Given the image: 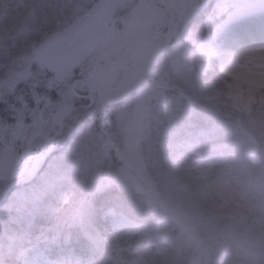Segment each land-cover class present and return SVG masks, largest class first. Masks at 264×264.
Wrapping results in <instances>:
<instances>
[{
  "label": "rangeland",
  "instance_id": "obj_1",
  "mask_svg": "<svg viewBox=\"0 0 264 264\" xmlns=\"http://www.w3.org/2000/svg\"><path fill=\"white\" fill-rule=\"evenodd\" d=\"M7 1L0 0V54L9 56L13 48L7 46L8 42L15 43L21 35L42 33L46 36L47 30L54 27L49 31L51 45L47 43V53L51 59L57 56L64 78L62 83L70 84L69 91L77 98H82L79 92L84 81L112 60H107L110 56L128 55L130 61L140 58L151 47L167 39L173 25L176 27L170 52L154 71L149 89L152 95L141 94L113 112L116 120L113 131L116 142L113 144L118 157L110 158L109 145L100 142L91 127L75 145L78 154L75 152L68 157H74V164L80 166L89 162L87 157L93 156V168L83 170L85 178L78 180L76 168L69 169L61 162L49 177L46 176L44 191L38 189L44 194L56 193L60 187L70 184L74 189L66 203L59 201L61 206L56 211L51 204L45 207L47 211L53 210L50 218L54 220V226L43 232L36 223L44 203V196L36 189L18 191L9 203H4L7 197L0 196V264H45L43 247L37 245L68 243L71 231H83L80 228L94 209V200L100 202L108 197L119 201L128 199L132 205L137 204L132 198L146 203L147 232L142 234V242L150 244L155 238H164L166 251L174 247V262L180 263L185 254L188 258L193 253L195 259L190 264H264V149L261 148L264 135L232 126L228 130L219 124L217 117L223 102L218 96L210 95V91L201 94L195 79L217 70L230 79L227 87H231L232 82H244L264 89V51H251L255 43L247 42L244 37L247 35L240 31V25L225 30L231 31L230 38L222 29L241 5L264 0H11L16 10L12 16H7L4 11L6 6L1 7ZM171 7L175 9V18L171 16ZM78 18L80 25L74 35L70 30L74 25H70ZM167 18L164 30L140 40ZM197 21L205 27V34L200 35V25L192 27ZM71 38L74 41L69 43ZM82 38L84 40L76 50V44ZM30 66L31 60L25 56L14 57L13 64L0 63V99H8L20 84L29 80ZM117 78L110 79L115 82ZM180 87L184 90L196 88L197 91H189V102H182L180 95L160 94L162 89ZM157 96L160 99H156ZM68 100L69 105H73L70 96L62 102L68 104ZM84 100L88 101V98ZM33 114L36 119L37 112ZM199 121L204 123L199 124ZM38 122L34 130L41 132L57 130L58 133L63 125L53 119L51 113L40 117ZM3 123L5 121H0ZM102 124L109 125L110 121ZM183 134L187 145L201 147L203 154L222 148L219 137L233 142L238 161L236 169L227 178L237 173L240 186L238 191L225 194L222 208L209 212L198 210L188 202L185 204L179 198L183 197L179 180L174 179L172 173L167 177L162 174L163 163L170 164L168 158L160 159L164 157L165 140H174ZM44 146L45 142L35 154ZM10 151L3 152L0 171L5 162L18 161L19 153ZM83 155L84 159L78 160ZM26 161L18 170L26 165ZM44 163L38 158L34 172H39ZM199 176L196 174V179ZM22 178L16 179L18 186H22ZM88 196L94 199H89L90 207L84 202ZM109 216L118 231L137 233L140 229L138 223L127 216H117L113 210ZM150 217L158 223H153ZM33 237L38 243L28 247L35 243ZM51 264L55 262L51 261Z\"/></svg>",
  "mask_w": 264,
  "mask_h": 264
},
{
  "label": "trees",
  "instance_id": "obj_2",
  "mask_svg": "<svg viewBox=\"0 0 264 264\" xmlns=\"http://www.w3.org/2000/svg\"><path fill=\"white\" fill-rule=\"evenodd\" d=\"M4 6H6L3 9L7 16L15 14L16 10L12 7L11 0L5 2L1 7ZM181 8L184 9L183 5ZM181 8L179 9L181 10ZM174 10L171 7L173 18H175L176 13L173 12ZM53 18H56V15ZM202 19L204 21L205 18ZM79 21L80 18L75 19L70 25V27L74 25V28L70 29L74 35L78 32ZM200 22H194L192 27H195L196 24L199 26ZM175 27L176 25H173L170 30L169 27L165 33L167 34L169 30L168 36L166 35L167 39L151 47L140 58H133L134 60L130 61L128 55L118 56L106 62L90 82L84 83L79 92L82 96L94 97L95 102L91 107H87L91 104L90 100L77 98L73 93H70L71 85L62 83L64 78L61 77L62 73L60 74L57 56L54 55L56 59H51L47 53L46 45L47 43L51 45L48 37L51 34L49 31H53L54 27L47 30L48 35L46 36L42 33L33 36L21 35L15 43L8 42L7 46L13 49L7 57L0 54V63L13 64L14 57L25 56L31 60V74L29 80L25 84H20L19 88L8 99H0V121H5V123L0 124V159L3 157V152L8 150H11L9 153L13 150L19 153L18 161L11 160L4 163L0 176L15 172L28 157L35 154L37 148L48 137L56 133L57 130H44L42 132L34 130L40 117H45L46 114L51 113L53 119L61 122L73 108L80 106L82 108L68 118L63 133L50 143L47 152L41 156L40 159L45 163L39 172H34V162L22 178V186L17 185L18 180L0 183V196L7 197L4 203H9L16 195L15 193L22 189L27 191L36 189L35 191L44 196V203L41 207V213L36 218V223L43 232L51 228L50 226H54V220L52 221L50 218L53 210L51 208L47 211L45 207L51 204L56 211L61 206V202L66 203L74 189L70 184L69 187H60L56 193L51 192L49 194L46 192L44 194L41 191H44L46 176L49 177V174L63 162L64 167L76 168V174L79 175L78 180L85 178L83 170L93 168V156L87 157L89 162L80 166L74 164V157H68L75 154V145L82 140V135L91 127L99 141L109 145L110 158L112 156L118 157L113 144L116 142L113 135L116 122L113 112L141 94L152 95L149 89L150 85L153 84L154 71L158 69L161 61L170 52V46L174 43ZM204 30L205 27L200 25V35L205 34ZM83 40L84 38L76 44V50ZM72 41H74L73 38L69 40V43ZM72 51L75 52L74 49ZM113 76H118L115 82L110 79ZM195 79L201 94H204L203 91L205 90L210 91V95L218 96L223 102L224 106H222L217 117L219 124L221 123L228 130L232 126L245 132L248 130L256 131L257 135H264V89L244 82H232L231 87H227L226 85L231 82L230 79L219 74L217 70L208 72L205 76L199 75ZM189 91L197 90L188 87L186 90L181 87L165 88L160 91V94L180 95L182 102H189ZM156 94L158 95L157 91ZM233 95L236 97L233 98ZM67 96H70L73 105H69V100L68 104L64 103ZM158 97L156 99H160ZM63 98L64 101L62 102ZM33 112L38 114L36 119L33 118ZM106 121H110V124H102ZM200 122L204 123L199 121V124ZM96 128L98 130H95ZM218 141L223 145L221 149L203 154L204 150L201 147L195 144L187 145L186 135L183 134L182 136L178 135L174 140L166 139L162 149L164 157L160 159L166 160L168 158L170 161L168 165L163 163L165 169L162 174L168 176L172 173L174 179L179 180L180 191L183 192V197L179 198L184 200L185 204L188 202L189 205L198 210L210 212L222 208L221 201L224 200L225 194L238 191L240 186L235 176L237 173H233L229 179L227 178L236 169L237 150L233 149V142L229 141V138L224 140L219 137ZM168 145H173L174 148L178 149H171ZM261 148L264 149V145ZM86 152L88 153V151ZM85 155L78 160L84 159ZM64 157L67 159L63 160ZM194 157H196L195 160H189ZM196 174L201 176L196 179ZM86 175L88 177L87 172ZM89 199L93 198L88 196L84 202L90 207ZM132 201L137 204H130L128 199L119 201L116 198L108 197L100 200V202L95 199L94 209L92 208L88 220L82 222L80 230L83 231H71V238L68 243H50L47 245L39 243L37 245L38 242L33 237L32 240L35 243L29 244L28 247L34 245L43 247L40 249L46 256L43 258L45 264H51V261H54L55 264H190L195 259V254H189L188 258L185 254L183 261L174 262L173 254L176 253L174 247L171 246L166 251L164 238H155L154 243L150 244L142 242V234L147 232L145 231L147 221L145 213L148 210V205L146 203L141 204L137 198H132ZM159 201L161 202L160 198ZM112 210L117 216H127L138 223L139 231L129 233L115 230L112 217L109 216V212ZM150 220H154L153 223H158L154 217H150ZM89 235L94 240L89 239Z\"/></svg>",
  "mask_w": 264,
  "mask_h": 264
},
{
  "label": "bare ground",
  "instance_id": "obj_3",
  "mask_svg": "<svg viewBox=\"0 0 264 264\" xmlns=\"http://www.w3.org/2000/svg\"><path fill=\"white\" fill-rule=\"evenodd\" d=\"M235 24L240 25L239 28L242 33L247 32L248 29L249 32L244 37H246L248 43H255L251 47L252 52L264 51V1L251 4L245 3L232 13L228 22L222 28L228 38H230V30L228 32L225 30Z\"/></svg>",
  "mask_w": 264,
  "mask_h": 264
},
{
  "label": "water",
  "instance_id": "obj_4",
  "mask_svg": "<svg viewBox=\"0 0 264 264\" xmlns=\"http://www.w3.org/2000/svg\"><path fill=\"white\" fill-rule=\"evenodd\" d=\"M161 28H162V26H161L160 28H158L157 31H159ZM144 38H145V37H144ZM144 38H142V39H144ZM57 136H58V135H55L54 138L57 137ZM49 141H50V139L47 140V142H46V147H47ZM38 157H39V155L32 156V157L30 158V160L27 162V166H26L25 169H23L22 171H19V172L17 171V172H15L14 174H10V175H8V176H6V177H2V178H0V182L3 181V180H12V179L18 177L19 175H24L25 172L27 171V169L29 168L30 164H31L34 160H36Z\"/></svg>",
  "mask_w": 264,
  "mask_h": 264
}]
</instances>
